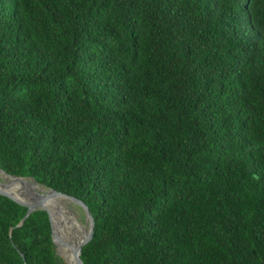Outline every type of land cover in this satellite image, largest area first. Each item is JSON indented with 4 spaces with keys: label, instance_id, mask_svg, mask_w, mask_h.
Masks as SVG:
<instances>
[{
    "label": "trees",
    "instance_id": "obj_1",
    "mask_svg": "<svg viewBox=\"0 0 264 264\" xmlns=\"http://www.w3.org/2000/svg\"><path fill=\"white\" fill-rule=\"evenodd\" d=\"M0 170L77 198L84 264H264V0H0ZM0 195V264H66Z\"/></svg>",
    "mask_w": 264,
    "mask_h": 264
},
{
    "label": "water",
    "instance_id": "obj_2",
    "mask_svg": "<svg viewBox=\"0 0 264 264\" xmlns=\"http://www.w3.org/2000/svg\"><path fill=\"white\" fill-rule=\"evenodd\" d=\"M0 178L4 179L5 182L0 181V195L11 199L17 204L26 207L28 213L20 226H23L26 220L36 211L43 210L49 214L52 230H53V241L57 247V255L60 256L66 264H68L66 258L61 254V247H68V243L64 241L63 235V222L60 219L63 206L58 202L71 203L77 208H81L86 216L85 227H87V234L84 240L74 249V260L75 264H84L82 259V253L85 246H87L94 237L95 231V219L92 216L89 207L81 200L67 196L63 193H59L55 190L48 189L41 186L33 178L14 177L4 171L0 170ZM6 178L12 180L8 182ZM21 182L25 184L28 182V186L25 185V189L14 191L15 187L13 184ZM46 189H42V188Z\"/></svg>",
    "mask_w": 264,
    "mask_h": 264
},
{
    "label": "bare ground",
    "instance_id": "obj_3",
    "mask_svg": "<svg viewBox=\"0 0 264 264\" xmlns=\"http://www.w3.org/2000/svg\"><path fill=\"white\" fill-rule=\"evenodd\" d=\"M8 182H11L9 178H6ZM15 187L14 191H19L25 189V185H29L28 182L25 184L21 182H16L13 184ZM62 213L60 214V219L63 222L64 230V241L68 243V247H61V254L66 258L68 264H75L74 260V249L81 244L87 234V227H85L77 218L73 210L70 208L71 203H63Z\"/></svg>",
    "mask_w": 264,
    "mask_h": 264
},
{
    "label": "rangeland",
    "instance_id": "obj_4",
    "mask_svg": "<svg viewBox=\"0 0 264 264\" xmlns=\"http://www.w3.org/2000/svg\"><path fill=\"white\" fill-rule=\"evenodd\" d=\"M0 181L5 182L4 179L2 178H0ZM42 189H46V188L43 187ZM70 208L73 210L79 221L82 224H85L86 216L84 211L81 208H77L74 204H71ZM63 230H64V226H63Z\"/></svg>",
    "mask_w": 264,
    "mask_h": 264
}]
</instances>
